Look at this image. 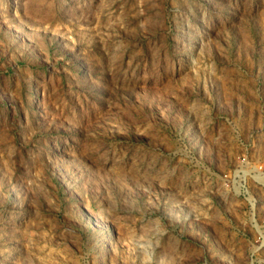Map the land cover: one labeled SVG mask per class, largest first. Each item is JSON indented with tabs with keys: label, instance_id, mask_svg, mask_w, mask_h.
<instances>
[{
	"label": "rangeland",
	"instance_id": "rangeland-1",
	"mask_svg": "<svg viewBox=\"0 0 264 264\" xmlns=\"http://www.w3.org/2000/svg\"><path fill=\"white\" fill-rule=\"evenodd\" d=\"M0 264H264V0H0Z\"/></svg>",
	"mask_w": 264,
	"mask_h": 264
}]
</instances>
